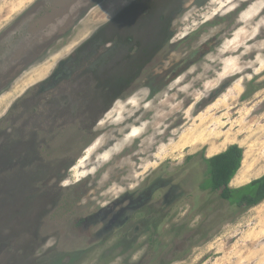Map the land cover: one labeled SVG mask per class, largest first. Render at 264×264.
<instances>
[{
    "label": "rangeland",
    "instance_id": "obj_1",
    "mask_svg": "<svg viewBox=\"0 0 264 264\" xmlns=\"http://www.w3.org/2000/svg\"><path fill=\"white\" fill-rule=\"evenodd\" d=\"M33 1L0 0V52L17 47L0 70V264H264V200L240 210L204 186L232 144L249 181L264 173V0H107L11 27ZM210 117L216 150L188 147Z\"/></svg>",
    "mask_w": 264,
    "mask_h": 264
},
{
    "label": "trees",
    "instance_id": "obj_2",
    "mask_svg": "<svg viewBox=\"0 0 264 264\" xmlns=\"http://www.w3.org/2000/svg\"><path fill=\"white\" fill-rule=\"evenodd\" d=\"M243 159V149L232 144L225 150L205 159L207 164L206 189L218 194V197L238 209L255 206L264 200V173L249 182L231 187Z\"/></svg>",
    "mask_w": 264,
    "mask_h": 264
},
{
    "label": "flooded vegetation",
    "instance_id": "obj_3",
    "mask_svg": "<svg viewBox=\"0 0 264 264\" xmlns=\"http://www.w3.org/2000/svg\"><path fill=\"white\" fill-rule=\"evenodd\" d=\"M60 0H34L33 3L31 5H29L27 7V9L24 10V12H22L16 19H15V23L11 25V27H16L18 25V23L20 22H23V19L29 15L30 13H33V17H31V20H33L35 18L36 15L40 14V12L46 7V9H53L54 11L53 12H59L61 15L60 17H65V15H67L68 13H71L74 14L75 18H74V23L77 21V19L79 17H81L80 19L83 18V16L85 14H87L92 8L94 7H97L100 3H104L105 1L107 0H68L70 2V4L68 6H61L58 2ZM62 1V0H61ZM143 0H134L133 2H129L127 5H125L124 9H121V10H124L125 12L130 8V10H135V7L138 6L139 4H141ZM128 6H130L128 8ZM123 11V13H124ZM121 12V11H120ZM119 13V12H118ZM117 13V14H118ZM122 13V14H123ZM116 14V16H117ZM116 16L113 18L114 20L116 19ZM118 18V17H117ZM57 17L54 18V21H56ZM78 19V21L80 20ZM111 20L110 21V24H108L109 27H113V21L114 20ZM115 22V21H114ZM51 26L53 24H50ZM75 24H73L74 26ZM8 30V29H7ZM67 30L68 28H66L64 31L61 32L60 36L56 37L55 38V42L58 43V42H62L63 45H61V47L65 45V43L67 41H70V40H67L65 39V37L68 35L69 36V39H72L73 38V31L69 34H67ZM5 31H3V29L0 31V39L1 37H3V35L5 34L4 33ZM69 32V31H68ZM67 36V38H68ZM66 40V41H65ZM66 46V45H65ZM135 48V47H134ZM17 47L15 46L14 48L13 47H10V46H6L5 49L2 50V52H0V70L1 69H6L7 68V65L10 64L8 60H5L4 62V56H7V57H11V56H8L9 52L11 51H14L16 50ZM86 57V56H85ZM3 59V61L1 60ZM84 58L81 57L79 59V61L83 60ZM36 60V59H35ZM7 70H5L3 73V76L6 75V72ZM13 71L14 73V70L11 69L9 71H7L8 73H11ZM157 216V215H156ZM118 220L117 219H114V217H112V220L109 221L108 223L111 224L112 222L116 223ZM82 223V222H81ZM81 223H79L77 226L81 227ZM84 224V222H83Z\"/></svg>",
    "mask_w": 264,
    "mask_h": 264
},
{
    "label": "bare ground",
    "instance_id": "obj_4",
    "mask_svg": "<svg viewBox=\"0 0 264 264\" xmlns=\"http://www.w3.org/2000/svg\"><path fill=\"white\" fill-rule=\"evenodd\" d=\"M217 105H219V104H217ZM213 122L216 123V125H219V126L224 125V124H221V122L218 123L216 120H214L212 117H210V118H202V119H200L198 124L192 126L191 129H188L187 132H186V136H185V139H186L185 141L187 142V146L188 147H195V146H197L200 143H211L210 150L212 152H214V150H216L215 147H217L216 146L217 144L214 145L215 142L220 137L224 136V134H222L220 132V128H218V127L215 128V129H211V126L213 125ZM232 125H234V124L232 123ZM247 125H248V123H247ZM239 129H241V128H239ZM181 136H183V135H181ZM222 141H225V139L222 140ZM246 154L247 153H244V157L242 159V165L239 167L238 171L236 172L235 176L232 178L231 182H237L238 184L243 185V184L247 183L249 181V179L252 178V176H253L252 173L249 172V170H246L244 168V160L247 158ZM156 156L160 157L159 155H156ZM248 172H249V174L247 175ZM256 172L254 173L255 175H256ZM260 230L262 232L264 231V224L262 225ZM262 232H261V234H262ZM251 254H252V252H251Z\"/></svg>",
    "mask_w": 264,
    "mask_h": 264
}]
</instances>
